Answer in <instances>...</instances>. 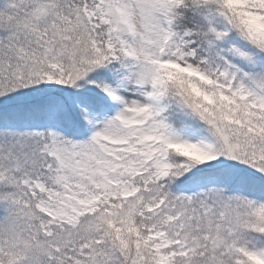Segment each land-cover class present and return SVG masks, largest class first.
Masks as SVG:
<instances>
[{
  "label": "snow or ice",
  "instance_id": "snow-or-ice-1",
  "mask_svg": "<svg viewBox=\"0 0 264 264\" xmlns=\"http://www.w3.org/2000/svg\"><path fill=\"white\" fill-rule=\"evenodd\" d=\"M0 264H264V0H0Z\"/></svg>",
  "mask_w": 264,
  "mask_h": 264
}]
</instances>
